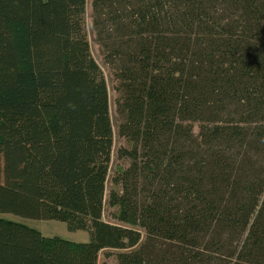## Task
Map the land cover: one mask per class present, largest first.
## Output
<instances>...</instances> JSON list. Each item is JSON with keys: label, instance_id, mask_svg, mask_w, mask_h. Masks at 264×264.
<instances>
[{"label": "trees", "instance_id": "obj_1", "mask_svg": "<svg viewBox=\"0 0 264 264\" xmlns=\"http://www.w3.org/2000/svg\"><path fill=\"white\" fill-rule=\"evenodd\" d=\"M0 0V264H264V0ZM116 219L141 233L104 219Z\"/></svg>", "mask_w": 264, "mask_h": 264}, {"label": "rangeland", "instance_id": "obj_2", "mask_svg": "<svg viewBox=\"0 0 264 264\" xmlns=\"http://www.w3.org/2000/svg\"><path fill=\"white\" fill-rule=\"evenodd\" d=\"M93 1L87 0V13H86V27L88 31L89 41L92 49V54L101 67L105 78L107 80L110 92V113L114 129V147H113V159L110 169V179L107 184V200L109 199V194L112 189H114L113 177L115 176L116 171L122 168H127L129 162L121 160L118 158V151L123 148H130V143L128 140L123 138L119 134V126L122 124V118L118 113V99L119 93L117 90L118 81L115 76L113 68L107 64L105 60V52L97 41L96 32L93 29ZM118 209L111 208L108 203L105 206L104 219L107 222L120 225L124 228L132 229L136 232L141 233L142 239L145 238V230L138 225H132L124 221H118L116 215ZM0 216H5L6 218L24 223L25 225L35 228L43 233L47 237H61L74 242H88L91 239V234L88 230H79L72 229L66 223L60 221H46V220H32L25 219L15 215L10 214H0ZM130 245L126 241L122 248H110L103 251L99 258V264H118V256L124 252L129 251Z\"/></svg>", "mask_w": 264, "mask_h": 264}]
</instances>
